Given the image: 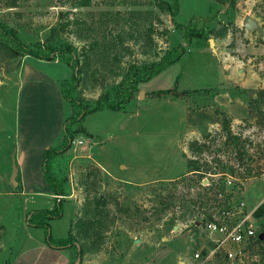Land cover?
<instances>
[{"label":"rangeland","instance_id":"374dc122","mask_svg":"<svg viewBox=\"0 0 264 264\" xmlns=\"http://www.w3.org/2000/svg\"><path fill=\"white\" fill-rule=\"evenodd\" d=\"M78 1L0 0V23L15 29L25 44L52 43L57 55L77 62L79 84L73 96L82 106L114 96L122 79L171 49L182 45L185 54L160 76L139 84L122 111L104 109L81 121L82 130L73 139L79 143L73 146L72 140L53 161V174L65 180L66 193L53 198L52 192L21 195L17 172L15 183L11 180L20 72L28 62L31 80L69 79L71 68L60 59L9 60L0 53V264H179L191 239L204 240L190 221L210 203L202 185L226 182V192L233 190L238 197L239 189L232 188L236 179L246 177L249 169L264 171V104L260 112L250 105L264 89V0H235L234 6L228 0H179L176 21L181 25L192 17L216 15L200 44L185 43L169 15L150 0H90L88 6ZM247 15L258 23L253 31L242 25ZM21 88L33 96H50L52 105L50 85L26 81ZM165 89L173 90L150 94ZM53 111L67 118L72 108L60 102ZM225 119L239 147L222 132ZM194 140L208 145L200 162H208L215 173L200 183L185 174L193 156L188 145ZM241 182L240 197L253 211L264 196V180ZM164 196L170 207L159 213L157 202ZM58 200L62 214L49 221V233L55 239L71 238L69 258L43 247L44 230L27 224L28 214L52 209ZM97 201L101 227L88 238L76 235L87 204L93 207ZM251 259L247 264H264V250L259 261Z\"/></svg>","mask_w":264,"mask_h":264},{"label":"trees","instance_id":"16d2710c","mask_svg":"<svg viewBox=\"0 0 264 264\" xmlns=\"http://www.w3.org/2000/svg\"><path fill=\"white\" fill-rule=\"evenodd\" d=\"M126 2L127 0H121ZM155 4V6L165 14L169 15L171 22L175 27L179 28L182 32L183 39L185 43L191 44L192 41L196 43H201L206 40V35H204L209 27V23L216 17L215 14L207 15L205 17H192L191 20L186 25H181L177 23L176 18L179 11V0H150ZM230 6H234L235 0H228ZM11 4H14L13 2ZM90 0H80L77 2L79 6H88ZM213 10V6L210 5L209 13ZM224 34L221 35L223 37ZM66 48L70 49L69 46ZM57 47L52 43H34L25 44L21 41L18 33L15 29L8 28L0 23V53L7 59H21L25 56H31L38 60L43 61H55L60 59L65 65L71 68V75L69 79H63L60 82V92L62 98L67 102L72 108V114L67 117L63 123V136L62 142L54 147H48L44 150L42 156V172L44 178L50 187L52 194L55 196L53 198H58L57 196L64 197L65 193V180L58 179L52 171V164L56 156L62 154L69 149L72 140L74 139L75 132L77 130H82L81 121L89 114L99 112L101 110L107 109L112 112H119L124 109V105L127 104L135 94L138 93V85L142 83H147L157 75L163 73L170 66L180 62L183 55L185 54V48L182 45L171 49L162 55L158 61L150 64L149 66H143L136 69L131 75L122 79L119 83V88L115 91L114 96L103 95L100 96L94 105H81L79 101L73 96L74 90L78 87L79 79L77 75V62L70 56L59 53L57 55ZM60 50V49H59ZM178 80V79H177ZM176 80V82H177ZM173 89L158 90L150 93L151 95H166L172 92ZM264 104V89L257 92V97L250 101V105L254 107V110L259 111L260 107ZM221 130L226 135V139L232 140L235 147H239V137L236 135H231L229 129V120H222ZM75 126V129L72 127ZM188 149L192 153V158L187 160V171L185 174H192L196 177L193 181L200 183L206 176L214 175L211 173V168L208 162H200V157L205 151H209L208 145L205 143H200L196 140L192 141L188 145ZM239 152L241 150L239 149ZM213 159L212 161H216ZM240 157L237 161H240ZM211 163V161H210ZM238 167H239V163ZM230 173L234 172V168L231 166L229 168ZM224 173V172H221ZM246 176H250V170L247 171ZM221 189L223 187L221 186ZM62 198H60L61 200ZM58 200L54 202L52 209H41L30 213L27 215V224L30 228H40L45 232V242L48 246L54 249H68L72 245V240L70 237L55 239L52 238L49 233V221L61 217L62 214V204ZM91 202V201H90ZM89 202V203H90ZM159 213H164L169 207L168 197H159L158 202ZM89 208H91L89 210ZM87 211H85L82 218L78 219L75 225V234L82 236L83 238H88L94 235L102 224V210L99 207V202H95L93 207L89 204L86 206ZM121 211L128 213V209H121ZM264 215V201L258 206L254 212V216L260 219ZM158 219H161L160 217Z\"/></svg>","mask_w":264,"mask_h":264},{"label":"built area","instance_id":"2783aa9c","mask_svg":"<svg viewBox=\"0 0 264 264\" xmlns=\"http://www.w3.org/2000/svg\"><path fill=\"white\" fill-rule=\"evenodd\" d=\"M76 142L73 140L72 145L79 143ZM249 170V177L236 179L237 183L232 185V188L239 189L238 197L233 195V190L226 192V182L202 185L210 203L197 209L199 218L194 217L190 221L197 231L203 233L205 242L191 239L190 244L193 245L179 264H247L250 258L259 261V252L264 250V228L254 216L255 210L246 209L240 197V185L241 181L252 177L264 180V171L255 173Z\"/></svg>","mask_w":264,"mask_h":264},{"label":"crops","instance_id":"0c3cea01","mask_svg":"<svg viewBox=\"0 0 264 264\" xmlns=\"http://www.w3.org/2000/svg\"><path fill=\"white\" fill-rule=\"evenodd\" d=\"M30 67L31 65L26 62L20 72V84L16 102L18 112L16 109L17 119L14 157L15 163L17 162L18 165L17 174L20 176L18 182L21 187V195L24 193H44L50 195V187L42 172V156L46 148L57 146L62 142L63 123L66 118L64 116L59 117L57 111H53V105L57 104L59 106L60 102L66 103L60 92V82L63 79L60 77L54 79L42 77V79L38 81L31 80L32 71ZM26 81L27 83L33 82L35 85L40 84V86L44 83L50 85L52 89L51 95L54 93L52 105L47 100L50 98L48 95L41 94L39 97V95L33 96V94H31L32 92L29 94L27 91H23L21 87ZM44 90L45 89H43L42 92ZM263 201L264 196L260 199L259 205ZM258 222L261 227L264 228V215L258 219ZM42 242L43 247H46L47 245L44 240ZM54 250L60 254L66 255L68 258L70 257L68 249Z\"/></svg>","mask_w":264,"mask_h":264},{"label":"water","instance_id":"95a60500","mask_svg":"<svg viewBox=\"0 0 264 264\" xmlns=\"http://www.w3.org/2000/svg\"><path fill=\"white\" fill-rule=\"evenodd\" d=\"M242 25L248 30V31H253L255 30L257 27H258V23L256 22L255 19H253L252 17L250 16H245L243 18V21H242ZM140 96H142L140 94ZM14 152L12 153V156H11V159H12V173H11V180L13 182V184L15 183V181L13 180L15 175H16V172H17V169H16V166H15V157H14Z\"/></svg>","mask_w":264,"mask_h":264}]
</instances>
